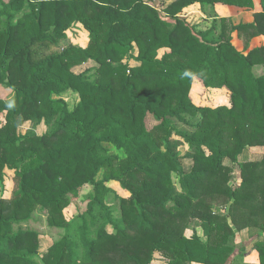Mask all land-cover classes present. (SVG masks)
I'll return each instance as SVG.
<instances>
[{
	"label": "trees",
	"instance_id": "trees-1",
	"mask_svg": "<svg viewBox=\"0 0 264 264\" xmlns=\"http://www.w3.org/2000/svg\"><path fill=\"white\" fill-rule=\"evenodd\" d=\"M196 2L253 8L252 0H173L163 9L145 0H0V85L14 91L10 107L0 98V183L13 173L9 197H0V264H153L156 254L164 264H229L231 224L261 226L264 156L238 157L264 145V73H254L264 66V44L243 53L230 32L264 36V0L251 22L228 27L220 18L217 36L215 25L196 31L181 15ZM74 22L89 32L87 46L56 53ZM134 48L139 64L121 63ZM161 48L168 51L158 56ZM88 59L99 65L94 79L71 70ZM194 77L225 88L229 104H194ZM67 90L78 96L73 107L52 97ZM148 115L157 121L151 128ZM26 122L46 129L24 133ZM174 136L187 144L189 165ZM110 181L129 193L117 196L119 216L106 202ZM86 184L93 186L86 209L65 218ZM36 207L64 230L40 261L31 258L39 255L37 232L13 230ZM191 220L205 240L184 234ZM263 229L254 235L259 262L251 264H264Z\"/></svg>",
	"mask_w": 264,
	"mask_h": 264
},
{
	"label": "rangeland",
	"instance_id": "rangeland-1",
	"mask_svg": "<svg viewBox=\"0 0 264 264\" xmlns=\"http://www.w3.org/2000/svg\"><path fill=\"white\" fill-rule=\"evenodd\" d=\"M150 2L151 4L155 5L159 9H163L167 4L172 2L173 0H145ZM256 2L258 0H255ZM221 4V5H216ZM260 4V3H259ZM227 6H233V5H227L225 3H194L192 5H189L188 7L184 8L182 10V16L186 19V21L194 26V29L196 31H204L215 25L216 32L215 36L218 35V32L221 27V23L219 22L220 18L226 19L228 23V27L232 24H238L241 21H247L251 18V15L247 13H244V16H241L242 14L235 13L234 8H230ZM218 7V8H217ZM217 8V9H216ZM22 12L19 13V15ZM65 37L59 39L58 44L56 47H54V51L56 53H61L65 48H67L69 45H76L81 48H85L89 42V32L80 24L79 22H74L70 27H68L65 30ZM231 42L234 44V46L242 51L243 53L247 52V49L249 50L252 46H257L264 43V37L263 35H258L261 37H258L255 39V37L251 39H246L245 34L239 33L238 31H231ZM254 40L255 42H250L251 40ZM168 51L167 48H161L158 51V56H161L164 52ZM130 57H125L124 60H122L121 63L128 64L130 66L138 65L139 62L135 59L137 55V48H134L131 52ZM106 64H112V65H118V62H113L110 60H105ZM98 63L94 60L88 59L87 61L74 66L71 70L75 73H82L85 74L86 77L90 79L95 78L96 68L98 67ZM254 73L256 75H260L264 73V69L256 68L254 69ZM195 78V77H194ZM193 78V80H194ZM193 82L191 84V88H194L192 90V96H191V88L189 91V97L192 100L193 103L199 104V105H207L215 107L217 105H222L227 101L229 104V93L228 91L223 88L221 91L218 90H209L203 89V88H195L193 86ZM53 98L55 97H62L65 99L70 107H73L75 103L78 101V96L75 92H72L70 90H67L59 95H52ZM0 98L5 101L7 106H11L14 100V91L4 85H0ZM43 102V100H42ZM192 121H195L196 119H191ZM0 121H3V117H0ZM146 127L151 128L153 125L157 123L150 115L146 117ZM171 122L173 125L178 128L179 130L188 129V131H192V127L189 125H186L185 123L178 121L175 118L171 119ZM22 132H28L34 130L36 133L40 134L42 133L46 127L43 125H37L34 126L31 122L23 123V125L20 127ZM172 143L175 145V149L178 152V154L183 158L186 165H189L190 159L188 158L187 154H190L191 152L187 148L186 144L180 140L178 136H174L172 139ZM109 153L116 154L118 157H124V153L122 150L116 149L111 144H105ZM226 161H229L226 159ZM229 163V162H227ZM12 171L7 170L6 176L4 179V182L0 183V197H9L11 191H12ZM101 173L97 176L98 179H100ZM231 183V180L229 184ZM108 186L111 187L112 191L108 193L106 197V202L108 205H110L111 210L115 216L120 215V208H119V200L117 196H127L129 193L123 189L117 182L110 181L107 183ZM93 195V186L90 184L84 185L82 190L80 191L78 198L75 200L70 201L69 205L64 208L63 213L65 218L69 219L74 216H76L78 213L83 212L86 209L88 201L91 199ZM260 227L258 229L252 228L253 232L260 231L261 228L263 229L264 225V218L261 219L258 222ZM17 229H29L36 231L38 234V243H39V255H33L31 258L36 261H40V253L44 250H46L52 243L59 240L64 230L61 227L57 226H51L48 224V217L47 213L44 209L40 207H36L32 213L29 215L28 218L21 221L18 224L14 225L13 230ZM264 230V229H263ZM194 232H196L199 236L202 237V229L198 223L197 220H191L187 227L184 230V234L186 236L192 235ZM252 235H249V238H243L246 239L242 242V240H239V237L235 234L231 237L229 240V244L233 247V251L229 258V264H239L237 261V258L239 257L240 253L247 250L248 247H251L252 244L254 246V243L256 241L255 236L251 237ZM203 240H205L204 237H202ZM236 257V259H235ZM165 260L158 254H156L155 259L153 260V264H164ZM197 264V262H189V264ZM201 264V263H199Z\"/></svg>",
	"mask_w": 264,
	"mask_h": 264
},
{
	"label": "crops",
	"instance_id": "crops-1",
	"mask_svg": "<svg viewBox=\"0 0 264 264\" xmlns=\"http://www.w3.org/2000/svg\"><path fill=\"white\" fill-rule=\"evenodd\" d=\"M253 1V8L251 9H246V8H238L237 6H227V7H232L235 9V13L237 14H242L241 16H244V13H247L251 15V18L248 20V22H251L253 20V14L255 11H259L262 9V4H261V0H258L257 2L255 0ZM260 3V4H259ZM216 5H221V4H216ZM218 8V7H217ZM216 8V9H217ZM243 22H247V21H241L239 23H243ZM258 37L261 36H257L255 37V39H257ZM264 37V36H262ZM254 39V38H253ZM251 40L250 42H255L254 40ZM264 44V43H263ZM260 44V45H263ZM257 45V46H260ZM257 46H252L250 49H252L253 47H257ZM249 49V50H250ZM248 51V49H247ZM256 68H261L264 69L263 65H255L254 69ZM193 86L197 89L199 88H203V89H207L202 82L197 79L194 78L193 80ZM209 90H218L221 91L223 88H208ZM192 90H194V88H191V96H192ZM196 104V103H194ZM223 104L228 105L227 101ZM199 105V104H196ZM199 106H203V105H199ZM185 131H188V129H184ZM191 131V130H190ZM186 144V143H185ZM187 146V144H186ZM188 148V146H187ZM264 156V145H258V146H249L247 148H245L240 154H239V161H245V160H258L261 159ZM224 162L228 165H230L229 161H226V159L224 160ZM229 162V163H227ZM188 167V166H187ZM240 175H239V166L238 164H235L233 167V172H232V177H231V183L230 185H237L240 182ZM128 196V195H127ZM232 228L234 230V233L236 236L239 237V240L245 241L246 239L243 238H249V235H252L251 237H253L254 235H256V233L253 232L254 229L251 230V227H242L240 229H237L234 225H232ZM239 257V259L237 258V261L239 262V264H251V263H258L259 262V255L257 250L253 247V244L251 247H248L247 250L245 249V251L242 252L241 255H237ZM236 259V257H235ZM196 264V263H195ZM199 264V263H197Z\"/></svg>",
	"mask_w": 264,
	"mask_h": 264
}]
</instances>
